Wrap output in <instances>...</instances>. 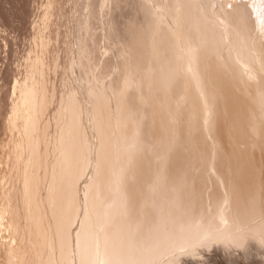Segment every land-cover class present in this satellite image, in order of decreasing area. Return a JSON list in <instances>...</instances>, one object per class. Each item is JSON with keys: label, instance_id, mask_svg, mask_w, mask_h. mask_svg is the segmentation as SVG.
<instances>
[{"label": "bare ground", "instance_id": "6f19581e", "mask_svg": "<svg viewBox=\"0 0 264 264\" xmlns=\"http://www.w3.org/2000/svg\"><path fill=\"white\" fill-rule=\"evenodd\" d=\"M81 13L88 106L62 94L48 133L39 36L2 122L0 264L29 250L36 264H170L212 242L259 248L264 0H85ZM95 19L114 51L99 69Z\"/></svg>", "mask_w": 264, "mask_h": 264}, {"label": "rangeland", "instance_id": "374dc122", "mask_svg": "<svg viewBox=\"0 0 264 264\" xmlns=\"http://www.w3.org/2000/svg\"><path fill=\"white\" fill-rule=\"evenodd\" d=\"M82 2L85 3V0H0V140H2L5 135L4 124L2 122H4L3 119L8 113V110L10 109L9 107H11V98H13L15 82L18 80L20 81L25 75L29 57L40 53L39 47L34 43L39 36L45 37L49 40L48 49L43 54L46 61L45 75L46 79H48L47 83L52 88H55L56 93L55 100L45 114L46 118H49L50 120L48 133L50 131V134L52 135L55 130L56 125L54 124L55 121L53 122V115L55 112L54 110L57 107L56 104H58L57 101L62 94L65 95L70 89L74 90L76 95L78 94L80 97L79 99L83 102L84 107L88 106L89 98L86 95L87 93H85V87L82 89L85 81L81 76V70L77 65L79 55L77 39L82 30L81 28L76 27L80 25L78 23V18L82 14L81 11L84 5ZM47 3L50 4L52 9L50 8L51 13L48 15L49 19L47 18L46 20L48 22H44L45 24H43V12L49 5H47ZM126 9H128V7H126ZM126 9L125 12L127 11ZM95 20L92 25V32L95 31V34L97 33L95 38H98L96 41L98 44V53L96 52L95 57L98 61L94 60L96 63L98 62L97 69H99L103 59H106L105 57H107L109 53L113 54L114 51L111 50V52L107 50L104 52L109 43L108 39L101 38L103 37L101 36V32L103 31L102 25L104 27L105 23L103 24L104 21L101 19H99V21H97L98 19ZM95 22H99L100 24L96 23L99 26L95 25ZM104 40L106 42H104ZM47 64L50 66L49 68ZM52 64H54L55 69L52 67ZM79 77L82 78L80 79ZM84 120L85 125L87 124V127L89 128L88 131L90 130L89 133L93 142L94 137L90 129V120L86 119V117ZM89 172H91L90 166L87 168L84 177L81 179L79 185L81 192L84 186L83 181L88 178V175H90ZM10 178L16 185L18 184L19 174L16 170L11 172ZM19 216L23 219L24 223L25 220L23 214L22 217L21 214ZM21 222L20 224H22ZM76 225L77 224L75 223L74 226ZM2 235L5 236L4 233ZM4 236L3 238H5ZM30 236L32 237L31 234ZM30 236L28 237L31 239ZM29 238L22 237V241H25L23 243L25 249H27L26 251H28V247L31 245H28V243L31 242ZM29 253L31 254L30 250L26 253L27 263L36 264L35 259L33 258L34 256L30 257L32 254L30 255ZM1 256L3 255L0 252V260L2 261L3 257ZM170 264H264V244L259 248H254L252 246L243 248L234 245L223 248L217 242H212L200 246L195 253H183L177 259L171 261Z\"/></svg>", "mask_w": 264, "mask_h": 264}]
</instances>
